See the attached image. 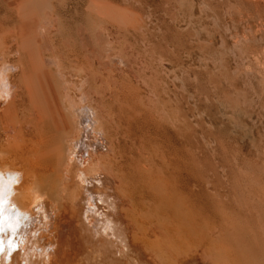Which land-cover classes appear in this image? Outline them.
Returning a JSON list of instances; mask_svg holds the SVG:
<instances>
[{
    "label": "bare ground",
    "instance_id": "6f19581e",
    "mask_svg": "<svg viewBox=\"0 0 264 264\" xmlns=\"http://www.w3.org/2000/svg\"><path fill=\"white\" fill-rule=\"evenodd\" d=\"M143 2L104 0L101 5L91 0L84 17L52 15L43 32L50 50L57 41L66 47L56 59L58 66L82 67L80 73L88 77L99 74L98 66L131 67L136 60L129 49L139 56L137 42L148 49L155 35L153 22L139 11ZM23 25L18 16L9 24L0 19V88L11 106L23 97L30 102L20 123L5 117L0 130L7 154L0 159V264H158L156 256L196 250L192 144L169 142L162 133L163 116L123 87L117 105L129 123L125 131L132 128L135 136L134 154L120 139L122 128L113 144L103 121L114 119L106 99L70 102L65 95L61 100L50 94L54 84L44 79L38 86L33 83ZM94 37L101 50L93 45ZM108 74L115 75L112 70ZM65 85L74 90L66 80ZM35 92L40 106L34 103ZM148 198L156 203L151 216L136 206ZM13 206L19 209L16 214ZM165 207L172 224L161 220ZM8 210L21 219L20 225L13 226ZM39 228L44 230L37 236Z\"/></svg>",
    "mask_w": 264,
    "mask_h": 264
},
{
    "label": "rangeland",
    "instance_id": "374dc122",
    "mask_svg": "<svg viewBox=\"0 0 264 264\" xmlns=\"http://www.w3.org/2000/svg\"><path fill=\"white\" fill-rule=\"evenodd\" d=\"M90 2L0 0V19L9 24L12 16H18L25 24L23 48L29 54L27 63L33 65L29 70L33 83L38 86L37 81L44 79L54 84L50 94L61 100L67 96L70 102L106 99L114 113L111 123L103 118L108 140L116 144L117 130L122 128L120 139L131 154L136 139L132 128L125 131L129 123L117 105L122 87L163 116L162 133L165 130L169 142L192 144L198 192L196 250L156 256L158 264L189 260V264H264V0H155L153 5L144 0L139 11L153 22V45L146 49L143 41L137 42L139 56L129 49L128 55L136 60L131 67L98 66L99 74L88 77L80 73L82 67L63 61L66 65L58 66L56 59L66 47L57 41L50 50L43 25L52 15L84 17ZM99 2L105 5L104 0ZM93 45L102 49L96 37ZM171 58L179 62L173 64ZM111 70L113 77L108 74ZM65 80L74 90L66 89ZM5 93L0 88V130L5 117L18 124L30 107L25 97L11 106ZM34 98L42 105L38 92ZM2 139L0 134V159L7 155ZM136 206L149 216L155 214L151 198ZM11 210L19 211L16 206ZM164 210L161 220L172 224L167 218L170 209ZM8 214L13 226L20 225L18 216L9 210ZM197 219L203 224L198 225ZM35 222L42 224L37 218ZM11 238L9 234L6 241Z\"/></svg>",
    "mask_w": 264,
    "mask_h": 264
}]
</instances>
